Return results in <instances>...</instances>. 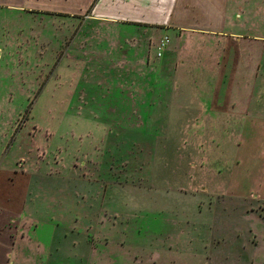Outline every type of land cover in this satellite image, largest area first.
<instances>
[{
	"label": "rangeland",
	"instance_id": "rangeland-1",
	"mask_svg": "<svg viewBox=\"0 0 264 264\" xmlns=\"http://www.w3.org/2000/svg\"><path fill=\"white\" fill-rule=\"evenodd\" d=\"M27 1L0 0V203L26 202L11 254L31 261L14 264H264V200L220 186L235 125L188 123L182 77L128 62L125 29L85 18L95 0Z\"/></svg>",
	"mask_w": 264,
	"mask_h": 264
},
{
	"label": "crops",
	"instance_id": "crops-1",
	"mask_svg": "<svg viewBox=\"0 0 264 264\" xmlns=\"http://www.w3.org/2000/svg\"><path fill=\"white\" fill-rule=\"evenodd\" d=\"M16 2L23 8L28 1ZM85 18L122 26L123 57L133 62V49L134 60L148 75H165L162 88L182 77L184 107L196 108L186 112L188 123L204 119L203 124L216 120L235 125L228 135L239 141L232 176L220 186L237 197L264 200V0H95ZM154 28L171 29L175 36L165 32L152 41ZM135 29H143L149 39L131 31ZM165 36L166 47L158 56ZM6 196L11 202L12 195ZM15 201V209L9 202L0 203V264L31 262L11 254L14 242L27 235L26 202L22 197Z\"/></svg>",
	"mask_w": 264,
	"mask_h": 264
},
{
	"label": "built area",
	"instance_id": "built-area-1",
	"mask_svg": "<svg viewBox=\"0 0 264 264\" xmlns=\"http://www.w3.org/2000/svg\"><path fill=\"white\" fill-rule=\"evenodd\" d=\"M167 41H168V36H165V37L163 38L162 42H161V46H160V48H159L161 51L158 52V56H161V55H162V49H163L164 47H166Z\"/></svg>",
	"mask_w": 264,
	"mask_h": 264
}]
</instances>
